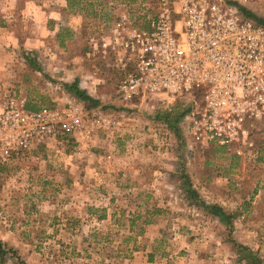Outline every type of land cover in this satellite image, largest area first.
<instances>
[{"label": "rangeland", "instance_id": "rangeland-1", "mask_svg": "<svg viewBox=\"0 0 264 264\" xmlns=\"http://www.w3.org/2000/svg\"><path fill=\"white\" fill-rule=\"evenodd\" d=\"M36 1L69 10L72 27L37 28L44 39L31 45L29 24L17 26L16 41L0 34V92H14L25 108L57 109L59 126L67 114L85 123L4 165L3 264H245L247 254L264 264V117L251 146L200 148L183 117L170 126L182 105L116 100L121 73L85 55L87 38L122 15L147 28L160 0ZM224 1L264 18V0ZM6 5L25 9L24 0ZM77 80L98 104L65 86ZM185 180L204 202L235 214L231 229L186 196Z\"/></svg>", "mask_w": 264, "mask_h": 264}, {"label": "built area", "instance_id": "built-area-1", "mask_svg": "<svg viewBox=\"0 0 264 264\" xmlns=\"http://www.w3.org/2000/svg\"><path fill=\"white\" fill-rule=\"evenodd\" d=\"M85 55L121 73L116 100L182 105L196 146L253 144L264 117V25L224 0H160L147 28L122 15L88 36ZM67 116L59 126L57 109L28 110L14 92H0V163L84 126L81 114Z\"/></svg>", "mask_w": 264, "mask_h": 264}, {"label": "crops", "instance_id": "crops-1", "mask_svg": "<svg viewBox=\"0 0 264 264\" xmlns=\"http://www.w3.org/2000/svg\"><path fill=\"white\" fill-rule=\"evenodd\" d=\"M47 3L52 2V0H45ZM5 1V11L0 14V34L7 35L10 41H16L18 38L17 26L20 24L31 26L29 30V35H26L24 42L27 45H31L33 42H38L44 38L38 37L37 28L52 30V33H56L58 29L64 27H72L71 23L67 20L69 16V10L67 9H52L43 8L36 4V0H24L23 10L17 12H12L9 6L6 5ZM11 6V5H10ZM64 17L66 19L64 20ZM38 33V32H37Z\"/></svg>", "mask_w": 264, "mask_h": 264}, {"label": "trees", "instance_id": "trees-1", "mask_svg": "<svg viewBox=\"0 0 264 264\" xmlns=\"http://www.w3.org/2000/svg\"><path fill=\"white\" fill-rule=\"evenodd\" d=\"M229 4L233 5V7H235L239 11V13H241L245 18L253 20V21L257 22L258 24L264 25V18L255 14L252 10H250V9L246 8L245 6H242L239 3L234 2V1H229ZM65 86H67V88L72 93H74L76 96H78L79 98L91 102L92 105L98 104V100H95L91 96L87 95L85 90L80 88V86L78 84V80L72 84H65ZM26 108L29 110L40 109V108L36 107L35 105L31 106L28 104L26 105ZM184 113H185V110H180V112L175 115L174 119L170 123V126L173 129L176 130V123L184 115ZM4 165L5 164L0 163V172L3 171ZM183 187L185 189V193H186V196L188 198L196 201L209 214L217 217L219 219V221H221L223 224L228 226L230 229L232 228L233 219L235 218L234 213L226 212L223 209V207L220 206L219 204H209V203L204 202L199 197V194L197 193V191L191 187L188 180H185V182H183ZM104 216H105V214H102L99 217L102 218ZM238 246H239L238 248H245L246 249V246H242V245H238ZM7 251L8 250H6L4 243L0 240V264H3L6 261L5 254L7 253ZM243 258L247 259L245 264H252V259H254L256 261V264L260 263L259 258L252 256V254H249V255L247 254V256L245 255V257H243Z\"/></svg>", "mask_w": 264, "mask_h": 264}]
</instances>
